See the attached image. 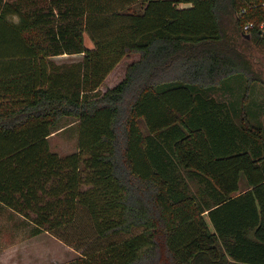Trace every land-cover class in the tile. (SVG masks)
<instances>
[{
	"label": "trees",
	"instance_id": "obj_1",
	"mask_svg": "<svg viewBox=\"0 0 264 264\" xmlns=\"http://www.w3.org/2000/svg\"><path fill=\"white\" fill-rule=\"evenodd\" d=\"M244 5L0 0V204L82 250L65 264H264V123L248 108L264 81L242 46L264 45L259 29L242 34L264 8L237 16ZM65 53L84 57L49 72ZM234 87L240 107L212 95ZM63 116L78 120L65 155L49 142ZM241 175L253 188L234 197ZM80 211L105 242L63 237Z\"/></svg>",
	"mask_w": 264,
	"mask_h": 264
},
{
	"label": "rangeland",
	"instance_id": "obj_2",
	"mask_svg": "<svg viewBox=\"0 0 264 264\" xmlns=\"http://www.w3.org/2000/svg\"><path fill=\"white\" fill-rule=\"evenodd\" d=\"M179 5L181 7L189 6L185 3ZM135 8H140V6L136 5ZM235 36L239 37L238 33ZM84 41L88 47H93V42L87 33H84ZM242 46L247 48L254 69L261 78L260 80L264 81V45L244 43ZM79 58V56H75L70 57L69 60ZM138 58L139 54H131L122 59L112 75L115 76V79H107L106 85L112 86L116 83L115 81L118 82L120 80L118 77L123 76L128 63ZM121 72H123L122 75ZM241 92L242 90L234 87L233 90H216L213 95L215 93L219 100H227L231 104L234 102L237 107H240L243 94ZM248 108L252 113L256 112L257 118L264 121L263 82L254 84L248 98ZM257 118L249 116L252 122ZM140 125L144 133L147 134L148 129L143 119L140 120ZM60 126L63 127L59 129ZM53 130L54 132L49 137L50 147L53 151L61 155L77 151L78 120L76 117L60 119ZM32 227V224L24 217L0 204V264H65L80 256L82 250L77 246L66 243L49 231L33 235ZM61 234L70 242H105L104 238L101 239L96 234L87 213L83 211L78 213L74 226L61 230Z\"/></svg>",
	"mask_w": 264,
	"mask_h": 264
},
{
	"label": "crops",
	"instance_id": "obj_3",
	"mask_svg": "<svg viewBox=\"0 0 264 264\" xmlns=\"http://www.w3.org/2000/svg\"><path fill=\"white\" fill-rule=\"evenodd\" d=\"M89 36V35H88ZM86 44V43H85ZM87 46V45H86ZM94 46V45H93ZM75 56H79L80 58L79 59H77V60H69L70 59V57H75ZM83 57H84V54L83 53H75V54H68V53H65V54H60V55H54V56H51V57H49V60H50V63L48 64V70H49V72H61V71H64V70H68V69H70V68H72V65L74 64V63H77V62H79V61H81L82 59H83ZM127 56H125V57H123L122 59H124V58H126ZM121 59V60H122ZM139 59V58H138ZM120 60V61H121ZM136 59H134V60H132V61H130L129 63H128V65L130 64V63H132L133 61H135ZM119 61V62H120ZM119 64V63H118ZM118 64L110 71V73L105 77V79L103 80V82L100 84V86L98 87V89L99 90H101V91H105L107 88H110V87H113V86H115L117 83H119L124 77H125V74H126V69L124 70V73L123 72H121V75H122V73H123V76L122 77H118L119 79H117V80H119L118 82L117 81H115L116 83L114 84V85H112V86H108V85H106V81H107V79L108 80H114L115 79V76H112L113 75V73H114V70L116 69V67L118 66ZM128 65H127V67H128ZM115 74H117V73H115ZM118 75V74H117ZM120 76V75H119ZM65 79H66V81H67V78L65 77ZM49 85V83H47L46 84V86H48ZM65 85L67 86V82L65 83ZM213 95V94H212ZM216 99H218L216 96H215V93H214V95H213ZM219 100V99H218ZM227 101V100H226ZM256 115V114H255ZM66 117H71V116H63L61 119H64V118H66ZM254 119L255 118H257L256 116L255 117H253ZM237 120V119H236ZM257 120H260L259 118H257L255 121H257ZM254 121V122H255ZM262 123H264V121H262V119L260 120ZM63 126H60L59 127V129L60 128H62ZM58 129V130H59ZM54 132V130L52 131V133ZM51 133V134H52ZM51 136V135H50ZM49 136V137H50ZM253 188V186L252 185H250L249 183H248V181H247V179H246V177L244 176V175H241V177H240V179H239V189L233 194V196L234 197H236V196H239V195H241V194H243V193H245V192H247V191H249V190H251ZM194 189H195V191H197V185L196 184H194ZM242 209V213H244V215H248V214H246L247 213V211H244L243 210V208H241ZM205 216H207V212L205 213ZM211 228H213L212 227V224H211ZM247 236L249 237V238H253L254 240H255V231H254V229H249L248 231H247Z\"/></svg>",
	"mask_w": 264,
	"mask_h": 264
},
{
	"label": "built area",
	"instance_id": "obj_4",
	"mask_svg": "<svg viewBox=\"0 0 264 264\" xmlns=\"http://www.w3.org/2000/svg\"><path fill=\"white\" fill-rule=\"evenodd\" d=\"M245 2V5L237 12V16H244L248 13L249 9H257L259 7L264 8V1L260 0H243ZM255 29H259V34L264 37V18L261 20H258L257 18H254L252 20H248L243 25L242 34L244 36L251 37L252 31Z\"/></svg>",
	"mask_w": 264,
	"mask_h": 264
},
{
	"label": "clouds",
	"instance_id": "obj_5",
	"mask_svg": "<svg viewBox=\"0 0 264 264\" xmlns=\"http://www.w3.org/2000/svg\"><path fill=\"white\" fill-rule=\"evenodd\" d=\"M16 20H17V22H18V18H15Z\"/></svg>",
	"mask_w": 264,
	"mask_h": 264
},
{
	"label": "water",
	"instance_id": "obj_6",
	"mask_svg": "<svg viewBox=\"0 0 264 264\" xmlns=\"http://www.w3.org/2000/svg\"><path fill=\"white\" fill-rule=\"evenodd\" d=\"M246 37H247V38H249V36H248V35H247Z\"/></svg>",
	"mask_w": 264,
	"mask_h": 264
}]
</instances>
